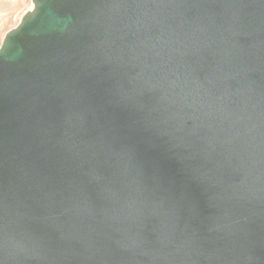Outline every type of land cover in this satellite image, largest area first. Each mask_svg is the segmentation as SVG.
<instances>
[{"label": "water", "instance_id": "1", "mask_svg": "<svg viewBox=\"0 0 264 264\" xmlns=\"http://www.w3.org/2000/svg\"><path fill=\"white\" fill-rule=\"evenodd\" d=\"M0 44V264H264V0H31Z\"/></svg>", "mask_w": 264, "mask_h": 264}, {"label": "rangeland", "instance_id": "2", "mask_svg": "<svg viewBox=\"0 0 264 264\" xmlns=\"http://www.w3.org/2000/svg\"><path fill=\"white\" fill-rule=\"evenodd\" d=\"M10 10L0 16V43L4 34L14 28L20 18L27 9H29L31 0H9ZM8 5V4H7ZM5 25V26H4Z\"/></svg>", "mask_w": 264, "mask_h": 264}, {"label": "bare ground", "instance_id": "3", "mask_svg": "<svg viewBox=\"0 0 264 264\" xmlns=\"http://www.w3.org/2000/svg\"><path fill=\"white\" fill-rule=\"evenodd\" d=\"M9 0H0V16L2 15L3 16V14L4 13H7L9 10H10V8H9V6H10V4H9ZM11 3V2H10ZM8 4V5H7ZM30 8H32V4L30 3V6H29V9ZM28 10V9H27ZM25 12H23V14H24ZM23 14H21L20 15V17L23 15ZM19 20H20V18H19ZM5 26V25H4ZM4 37V36H3ZM3 39V38H2ZM1 42H2V40H1ZM1 44V43H0Z\"/></svg>", "mask_w": 264, "mask_h": 264}]
</instances>
